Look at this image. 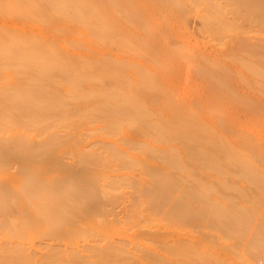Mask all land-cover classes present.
Instances as JSON below:
<instances>
[{"label": "bare ground", "instance_id": "1", "mask_svg": "<svg viewBox=\"0 0 264 264\" xmlns=\"http://www.w3.org/2000/svg\"><path fill=\"white\" fill-rule=\"evenodd\" d=\"M200 1L213 9L203 30L222 48L204 47L217 56L206 67L209 96L179 97L169 90L175 76L133 54L162 43L159 6L174 14ZM10 11L54 36L88 34L104 54L71 57L55 39L0 27V73L8 75L0 83V176L18 167L0 178V227L44 226L48 241L39 251L0 242V264L226 263L217 247L199 252L191 237L179 239L184 225L220 247L250 230L247 248L264 264V0H0V13ZM89 133L96 136L76 167L65 163ZM111 161L119 163L105 178L101 166ZM134 165L138 176L122 172ZM119 198L137 206L127 210ZM120 202L126 208L114 210ZM132 217L147 225L143 239H112V224Z\"/></svg>", "mask_w": 264, "mask_h": 264}, {"label": "rangeland", "instance_id": "2", "mask_svg": "<svg viewBox=\"0 0 264 264\" xmlns=\"http://www.w3.org/2000/svg\"><path fill=\"white\" fill-rule=\"evenodd\" d=\"M202 2L200 4L197 3V5H192V7L190 8L189 6L192 3L187 4V2H185L187 5H189V6L185 5L189 9L185 7L186 9L184 8L181 12H176V13L174 12L175 15L171 13L170 8L166 4H162L161 6H159L156 10L157 11L156 14L158 15L155 16L154 20L157 26L161 24L163 25V28L166 29V32L163 35L162 43L161 44L156 43L158 48L155 51H148V52L145 51V52L133 54V57L136 59L135 61L139 62L138 60L142 59L144 62L148 64L150 68L156 69V72L159 75L175 76L172 84H169L170 85L169 90L175 89L179 97L199 96V97L206 98L209 96L208 90H210L209 88L212 86L209 80V71L206 69V67L208 66L207 64H210V60L214 61V59H217V56L212 55V54H207L208 52L207 53L205 52V48H207L206 50L209 51L208 48H212L211 46H213V44H215V47L218 49L222 48V46H216L217 42L218 41L220 42V40L213 41L212 43V39L215 38V40H217L216 37H212L211 35L212 37L211 39L210 35L207 34L208 32L206 30H203L205 27L203 28L204 18L202 19V17L205 16L209 18L210 16L209 14H211L212 16L213 14L211 13V11L213 9L209 6L210 4L209 5L206 4L207 3L206 1H205L206 3L205 2L202 3ZM207 6L210 7V13H209V10L205 11L207 10L206 8ZM206 12H208L209 14H206ZM145 17L147 18L146 15ZM205 20L207 21V19ZM0 27L18 29L20 31H25V33H27L28 35H33L36 37L42 38L43 36H45L48 39L52 38L50 40H53V41L55 39L56 45L58 44L62 49H66L65 51L66 52L68 51L67 54H69V56L71 55V57L73 56L74 57L75 56H83V57L91 56L92 57V56H97V55L100 56V54L102 55L104 54L103 52H100V51L98 52L95 49L96 48L95 41L88 34L77 36L74 31L69 30V31H66V33H61L59 36L57 35L54 36L52 30L47 29V28L40 29L34 24H28L24 22V20L19 18L13 11H10L7 13H0ZM207 35H209L208 37L211 40H208ZM227 39L225 38L226 41ZM221 40L223 42V39ZM113 51H116V50H113ZM125 55L126 54L122 52L120 53L110 52V53L105 54L106 57H113V58L118 57V56L120 57L122 56L126 58ZM213 57H216V58L213 59ZM220 57L223 59L225 58V56L223 57L220 56ZM153 58L157 60L153 61L154 60ZM5 74L7 73L5 72L0 73V83L3 82L4 77L6 80V76L8 75H5ZM231 78H233L232 74H231ZM259 134L264 139V128L261 129ZM85 135H83L84 137L81 136L82 139L85 138L82 144H80L81 143L80 141H82L80 137V140L78 142H76L77 140L75 141L77 143V145L75 143L76 146L70 147V149L69 150L67 149V151L65 150L66 152L63 154V155H66L64 156L65 160L63 159L65 163L68 162L67 164H69L70 161L71 162L73 161V164L72 163L70 164H72V166L74 167V163L76 164L78 160V157H77V155L79 154L78 152L89 150L88 145L91 140H94V137L96 135L95 134L90 135V133H89L90 136L88 135L85 136ZM118 163H119L118 161H111L107 163L105 166H101V169L103 170V174H104L103 176L105 178H112V176L115 173L113 169L117 168L116 165ZM16 164L17 163H13L12 164L13 167L10 166L9 168H5L2 173H7V174H4V176L11 175V173L12 175H15L14 173H16V170H18V167ZM139 169H140L139 166L134 165L129 169H123L122 172H126L128 173V175L132 174V175L138 176ZM58 174H59V171L57 169L52 170V173H51L52 176H57ZM2 176H0V178ZM4 176L2 178H5ZM233 179L234 181H236L235 180L236 178H233ZM19 180H20L19 178L16 179L17 182ZM232 180L230 178L228 182L231 185L234 184L233 186H235L237 182L234 183L232 182ZM237 185L239 184L237 183ZM125 187H122V189L123 188L125 189ZM122 189L121 191L123 192L124 190ZM118 190L117 191L114 190L113 192L115 193L119 192ZM127 190L125 189V192ZM131 190L134 192L133 187ZM130 191H127V192L131 193ZM233 192L235 193V191H232V194ZM255 193L256 191L254 192V194ZM134 194H136L137 196L138 193L136 192ZM120 199L121 198H119L118 202L122 200L121 202H123V205L125 203L127 205L130 203L131 206L136 205V203L133 200L131 202L130 201L125 202L123 200H126V198L121 199V200ZM262 203L264 204V198L261 202V206H264ZM115 206H114V210L116 211H118L120 208L122 210V207H124L122 206V203L120 207L119 206L115 207ZM261 206L260 208H262ZM132 208H134V206ZM128 209L129 207L127 208V210ZM131 209H130V212L134 210V209L133 210ZM260 213L261 212L257 213V216H255L254 223H253L254 225L257 223V220L260 218L261 216ZM2 215L3 214H0L1 219L4 217L6 218V216L2 217ZM6 215H7V218L15 219L17 217V212L14 209H11V212L7 213ZM133 219L134 221L131 219H127L124 223L112 224V227L110 229L111 231L110 236H112V239H115V238L118 239V238H122L123 236H129L128 238L132 239L133 245L134 246L137 245L138 241L143 239V236L139 235V232L143 230L144 228L146 229L147 225L145 224L146 225L145 226L143 222L141 221V218L139 217H134ZM176 228L178 229L176 230L179 231L178 232L179 234L178 237L180 236L179 239L184 240L188 237H191V240L193 241V243L191 242L193 244L192 248L195 251L196 249H198V251L199 249L201 250L202 245L204 248H206V246L208 245L215 246L214 249L217 247L215 250L219 249L221 252L220 253L221 258L219 259H221L223 262H226L225 264H262L261 262L263 260L260 257L259 259H257V257H254L252 252L247 248V239H248V236L250 235V230L247 231L248 234L246 232H245L246 234L244 233L246 236L243 234L241 235L242 238L244 237L243 240L238 241L237 239L236 243L234 242L236 241L235 239H233L232 241L226 240L225 243H223L220 247V245H217L219 244V241L217 240V238L214 237L217 241H213L214 238L211 239V237H209L210 235L205 237L204 232L199 227H194L192 225H184V226H180V228L177 226ZM43 231H44V226H37V225L34 226L33 225V227H31V226L24 225L23 223L18 224L17 222L13 220L8 225H5L4 227L3 226L0 227V242H8L10 240L19 241L20 243H24L25 246L29 250L39 251L40 247L42 248L43 244L47 241L46 240L47 236L44 235ZM79 242H82V240ZM194 244H198L196 245L197 247L195 246L196 248L194 247ZM182 258L180 260L184 261Z\"/></svg>", "mask_w": 264, "mask_h": 264}]
</instances>
